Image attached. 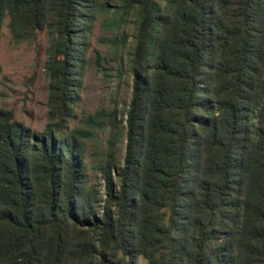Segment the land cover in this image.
I'll use <instances>...</instances> for the list:
<instances>
[{
	"label": "trees",
	"instance_id": "obj_1",
	"mask_svg": "<svg viewBox=\"0 0 264 264\" xmlns=\"http://www.w3.org/2000/svg\"><path fill=\"white\" fill-rule=\"evenodd\" d=\"M105 8L0 0V37L8 19L14 41L49 43L43 130L0 107V264H264V0H123L127 109L67 129ZM106 128L88 183L86 139Z\"/></svg>",
	"mask_w": 264,
	"mask_h": 264
},
{
	"label": "rangeland",
	"instance_id": "obj_2",
	"mask_svg": "<svg viewBox=\"0 0 264 264\" xmlns=\"http://www.w3.org/2000/svg\"><path fill=\"white\" fill-rule=\"evenodd\" d=\"M101 10L87 31L85 63L77 79L72 116L66 128L83 126L84 119L97 111L124 113L132 94V76L128 67L134 47L136 20L122 17L114 7L123 0H102ZM8 19L0 37V107L11 109L16 120L32 131L41 132L47 122L48 78L44 72L48 39L40 32L33 40H13ZM125 39V40H123ZM120 117V114H118ZM86 139L85 163L88 183H102L95 170L106 153L108 129H92ZM124 142L119 145L121 162ZM144 263L142 259L139 260Z\"/></svg>",
	"mask_w": 264,
	"mask_h": 264
}]
</instances>
